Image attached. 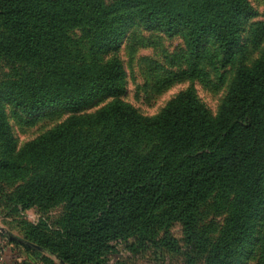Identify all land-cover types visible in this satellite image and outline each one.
Here are the masks:
<instances>
[{
    "label": "trees",
    "instance_id": "trees-1",
    "mask_svg": "<svg viewBox=\"0 0 264 264\" xmlns=\"http://www.w3.org/2000/svg\"><path fill=\"white\" fill-rule=\"evenodd\" d=\"M109 1L0 0V59L10 68L0 89L28 116L52 106L68 114L16 153L0 116V141L9 144L0 174L24 184L15 202L66 204L57 247L37 232L23 239L66 264H111L122 246L169 245L160 233L175 221L191 235L202 209L213 206L226 225L212 264H237L264 207V48L236 67L215 119L191 90L144 115L122 99L120 56L99 53L117 51L126 29L141 22L167 32L185 25L190 62L206 38L228 54L253 8L248 0H186L183 13L178 0ZM100 95L111 100L89 112Z\"/></svg>",
    "mask_w": 264,
    "mask_h": 264
},
{
    "label": "rangeland",
    "instance_id": "rangeland-1",
    "mask_svg": "<svg viewBox=\"0 0 264 264\" xmlns=\"http://www.w3.org/2000/svg\"><path fill=\"white\" fill-rule=\"evenodd\" d=\"M248 1L253 12L244 16L245 25L240 43L228 54H222L215 41L206 38L198 57L190 62L185 25H180L172 32L165 31L158 24L150 28L141 22L128 27L117 51H113V46H107L99 53L103 59L116 54L122 59L127 71V91L122 99L144 115L152 116L179 93L191 90L204 104L209 116L215 119L236 67L240 63L252 64L264 48V0ZM177 9L184 13L187 1L178 0ZM190 64L193 68H190ZM9 73V66L0 59V83ZM4 90L0 89V116L8 126L7 132L14 145V153L68 116L58 106L28 116L14 106ZM110 100V97L100 95L88 111L92 112ZM33 117L37 120L27 124V120ZM0 146L2 161V158L8 156L4 151L9 144L0 141ZM22 182L4 172L0 174V227L22 238L37 232L57 247L64 232L65 202L24 209L15 202V196L24 185ZM225 225L226 214L215 211L213 206L203 208L191 235L186 233L183 222L175 221L167 231L160 233V237H165L169 245L140 252L122 246L120 256L112 259L111 264H212ZM253 227L252 237L238 253L237 264H264V207L255 218ZM0 238L7 241L10 239L1 230ZM44 252L51 260H39L41 262L34 264H61L57 253Z\"/></svg>",
    "mask_w": 264,
    "mask_h": 264
},
{
    "label": "crops",
    "instance_id": "crops-1",
    "mask_svg": "<svg viewBox=\"0 0 264 264\" xmlns=\"http://www.w3.org/2000/svg\"><path fill=\"white\" fill-rule=\"evenodd\" d=\"M7 242L8 252L6 254V259L11 264H34L38 262H43V255H45V252H42V254H36L29 251H26L23 247L17 246L11 242ZM41 260V261H39Z\"/></svg>",
    "mask_w": 264,
    "mask_h": 264
},
{
    "label": "water",
    "instance_id": "water-1",
    "mask_svg": "<svg viewBox=\"0 0 264 264\" xmlns=\"http://www.w3.org/2000/svg\"><path fill=\"white\" fill-rule=\"evenodd\" d=\"M0 230H1L2 232H4V233L8 234V236H9L10 239H12V240H14V241H16V242H18V243H20V244H22V245H25V246H29V247H32V248L38 249V250H40V251H42V252L45 251L44 248H42V247H40V246H38V245H36V244H34V243H32V242H29V241L23 239L22 237L13 234V233L10 232V231H6V230H5L4 228H2V227H0ZM60 262H61V264H66L62 259H60Z\"/></svg>",
    "mask_w": 264,
    "mask_h": 264
},
{
    "label": "built area",
    "instance_id": "built-area-1",
    "mask_svg": "<svg viewBox=\"0 0 264 264\" xmlns=\"http://www.w3.org/2000/svg\"><path fill=\"white\" fill-rule=\"evenodd\" d=\"M6 241L7 240L0 238V264H11L6 259V254L8 252V249L10 250V248L7 247Z\"/></svg>",
    "mask_w": 264,
    "mask_h": 264
}]
</instances>
